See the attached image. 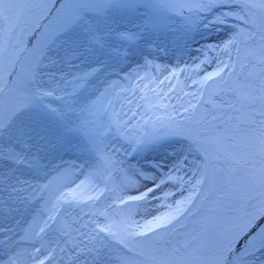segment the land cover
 Here are the masks:
<instances>
[{"label": "snow or ice", "instance_id": "obj_1", "mask_svg": "<svg viewBox=\"0 0 264 264\" xmlns=\"http://www.w3.org/2000/svg\"><path fill=\"white\" fill-rule=\"evenodd\" d=\"M0 264H264V0H0Z\"/></svg>", "mask_w": 264, "mask_h": 264}, {"label": "rangeland", "instance_id": "obj_2", "mask_svg": "<svg viewBox=\"0 0 264 264\" xmlns=\"http://www.w3.org/2000/svg\"><path fill=\"white\" fill-rule=\"evenodd\" d=\"M195 47H196V46H194V48H195ZM194 48H193V51H192L191 55H185V56L181 59V65H182L183 63H185V62H189V63L191 62V56H195V55H196V53H195V51H194ZM157 63H160V64H168L169 67L171 68L173 65L176 64V59H175V58L164 57L163 59L158 60ZM202 67H204V66H202ZM206 70H207V71H211V68H210V67H209V68H206ZM189 83H190V81H189ZM173 191H175V190H173ZM179 197H180V193H179V192H176V196H175V198H176V199H179ZM160 210H163V209H160Z\"/></svg>", "mask_w": 264, "mask_h": 264}, {"label": "bare ground", "instance_id": "obj_3", "mask_svg": "<svg viewBox=\"0 0 264 264\" xmlns=\"http://www.w3.org/2000/svg\"><path fill=\"white\" fill-rule=\"evenodd\" d=\"M164 210V209H163ZM163 210H160V211H163Z\"/></svg>", "mask_w": 264, "mask_h": 264}]
</instances>
